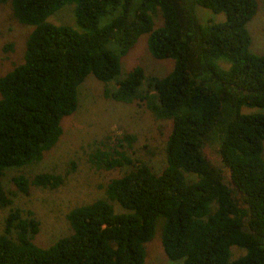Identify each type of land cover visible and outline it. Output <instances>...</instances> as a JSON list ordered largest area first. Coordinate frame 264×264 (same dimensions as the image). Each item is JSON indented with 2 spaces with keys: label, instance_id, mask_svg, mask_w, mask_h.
Returning a JSON list of instances; mask_svg holds the SVG:
<instances>
[{
  "label": "trees",
  "instance_id": "16d2710c",
  "mask_svg": "<svg viewBox=\"0 0 264 264\" xmlns=\"http://www.w3.org/2000/svg\"><path fill=\"white\" fill-rule=\"evenodd\" d=\"M12 18L31 26L22 59L0 75V209L11 198L1 182L8 168L40 161L62 133L60 120L77 107V87L91 74L103 97L141 102L155 120H168L164 165L157 173L124 154L122 134L105 136L87 156L96 169H130L109 178L104 195L70 208V232L46 246L32 238L38 221L9 208L0 233V264H143L144 243L155 235L175 264H264V53L250 50L247 23L255 0H0ZM73 3L79 30L47 16ZM224 20L198 22L194 6ZM152 15L161 25L153 28ZM155 59H172L164 75H145L136 64L119 77V60L140 34ZM4 49H11L8 43ZM219 61V62H218ZM224 64V65H222ZM114 83L113 86L109 83ZM109 84V85H108ZM217 134L228 169L209 163L201 147ZM54 189L62 176H12ZM13 234V235H11ZM240 253L232 256V249Z\"/></svg>",
  "mask_w": 264,
  "mask_h": 264
},
{
  "label": "rangeland",
  "instance_id": "374dc122",
  "mask_svg": "<svg viewBox=\"0 0 264 264\" xmlns=\"http://www.w3.org/2000/svg\"><path fill=\"white\" fill-rule=\"evenodd\" d=\"M255 1V14L246 27L251 38L250 50L263 54L264 0ZM72 9L73 3H66L47 16L46 20L55 25H68L79 30L74 22ZM194 13L201 24L205 20L213 23L224 20L221 12L212 13L197 5L194 6ZM151 17L153 28L161 25L158 16L156 19L154 15ZM30 29L31 26L20 24L12 18L8 1L0 4V75L21 61L24 40ZM146 36V33L140 34L132 47L120 57L119 77L124 76L136 64L142 67L145 75L157 77L164 75L172 67V59H155L149 54L145 45ZM8 43L11 44V49L6 50L4 46ZM109 84L114 85L112 82ZM102 88L101 81L91 74L86 75L77 87L76 110L60 120L62 133L56 143L43 153L39 162L19 168H8L3 172L1 182L9 193L11 203L0 209V233L3 232V219L9 208L13 207L18 208L22 215L31 211L38 221V231L32 238L33 243L38 246H46L69 233L65 218L67 211L74 206L103 197L106 181L130 169L129 165L112 170L96 169L89 163L88 154L100 146L99 142L105 136H108V141L112 143L122 134L132 135L134 139L129 144L126 140L120 142L124 154L134 161L147 164L155 174L162 169L164 144L170 122L155 120L141 102L123 103L105 98ZM239 112L264 114V107L240 106ZM218 141L219 136L212 135L211 139L202 145L201 152L209 163L222 169L227 181L228 169L221 163ZM262 157L264 158V140ZM38 172L59 174L62 176V182L54 189L29 186L27 194L18 192L11 182L14 175L29 177ZM155 226V235L144 243L143 264H175L165 257L158 238V225ZM231 249L232 256L240 253L234 246H231Z\"/></svg>",
  "mask_w": 264,
  "mask_h": 264
}]
</instances>
